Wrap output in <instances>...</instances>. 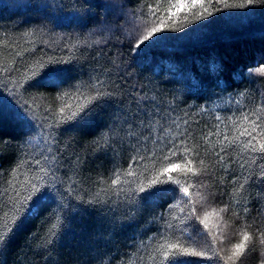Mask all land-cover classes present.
I'll return each mask as SVG.
<instances>
[{
	"label": "trees",
	"instance_id": "trees-1",
	"mask_svg": "<svg viewBox=\"0 0 264 264\" xmlns=\"http://www.w3.org/2000/svg\"><path fill=\"white\" fill-rule=\"evenodd\" d=\"M157 2L163 8L169 0H0V188L8 186L20 164H24L21 179L37 174L34 158L42 153L57 156L60 181L53 188L44 178L41 192L48 194L36 201L31 212L21 213L23 223L9 233L6 244H0V264H158L150 259L155 245L186 226L172 219L184 213L169 205L178 204V197H188L177 185L168 184L157 187H176L177 197L144 201L129 192L118 194L111 179L115 168H128L137 145L154 148L150 140L156 136L166 142L169 135L164 128L177 137V144L191 131L188 143L200 145L195 167H202L199 159L208 167L199 176H189L200 181L189 191L203 196L192 197L197 215L227 206L223 219L212 216L208 221L218 237L216 247L224 248L222 256L229 255L246 229L255 250L242 257L243 264H259L258 230L264 231V180L258 178L264 171L262 154L228 149L227 163H217L218 157L211 153L219 151V145L210 148L202 137L215 133L219 125L221 135L210 137L216 144L225 131L232 134L225 127L230 125L229 116L247 112L251 120L256 109H264V75L257 71L264 67V5L213 9L204 19L185 20L188 14L180 12L179 20L167 21L177 30L166 27L156 33L140 47L145 49L157 37L160 42L137 55L140 49L135 44L152 26L149 6ZM50 58L69 61L60 65L71 68L58 77L65 81L60 89L51 83L57 77L38 78L39 82L30 81L34 86L21 87ZM96 77L118 97L96 108L86 122L57 125L59 91ZM24 101L40 105L29 111L30 121L18 115ZM133 116L139 119L133 121ZM139 134L149 135V141H137ZM172 175L185 178L175 170ZM6 199L0 198V233L12 227ZM195 224L203 228L199 221ZM219 237L224 238L222 245ZM181 259L217 264L201 257ZM218 264L225 261L219 259Z\"/></svg>",
	"mask_w": 264,
	"mask_h": 264
},
{
	"label": "snow or ice",
	"instance_id": "snow-or-ice-1",
	"mask_svg": "<svg viewBox=\"0 0 264 264\" xmlns=\"http://www.w3.org/2000/svg\"><path fill=\"white\" fill-rule=\"evenodd\" d=\"M255 5H264V0H241L239 3H229L228 0H215V3L212 0H207V2L205 0H169L168 4L163 8L157 2L155 5L149 6L148 15L153 17L151 20L152 26L144 29L142 38L135 44V48L140 49L137 55H143L147 47L160 42V37H157L156 40L151 41V44L145 45V49L140 47L145 44V41H150L156 33L165 30L166 27H168V30L176 31L175 27L168 26L167 21L173 17L179 20L178 14L180 12L188 14L184 17L185 20L189 16L204 19L213 14V9L219 11L221 8H249ZM158 12H166L167 15H157ZM175 22L173 20V24ZM145 23H148V21H145ZM68 63L69 61L62 58H50L47 62L40 63L39 66L42 71H33V75L27 78L25 84H22L21 87H25V85L34 86L30 84V81L37 80L39 82L38 78L60 77L62 73L71 70V68L60 67V65ZM257 71L264 75V67L259 68ZM51 83L54 88L59 90L65 81L58 78L52 80ZM83 89H87V92ZM25 90L27 91L28 89L26 88ZM42 97L43 94L40 95V98ZM117 97L118 93L114 92L112 87L99 77L93 78L91 81L70 84L68 89L59 91L56 97L60 101L59 112L56 113L58 117L56 123L59 125L71 121H75L76 124L86 122L96 108L109 104ZM35 99L36 97L33 98V101ZM120 102L122 103L123 101L121 100ZM39 107L40 105L38 104L29 105L27 101H24L23 112L18 113V115L22 120L30 121L29 111H35ZM45 110L47 111V109ZM143 115L147 116V113H143ZM252 115L255 118L251 120L247 112H243L240 117L229 116L230 125L225 127H230L232 134L229 135L225 131L223 139L216 141V144H213L210 137L212 135H221L219 125L215 126L217 129L215 133L210 132L207 136L202 137L204 144L209 145L210 148L219 145V151L211 153L213 156L218 157L217 163H227L225 156L229 155L228 149H232L233 152L239 151L240 153L259 152L262 154L260 167L264 169V119H262L264 109L258 108ZM132 119L135 121L139 117L133 116ZM216 119L220 120L221 117L217 116ZM141 125H145V121H141ZM129 126L132 127L133 125L130 124ZM164 132L169 135L166 142L161 137L156 136L150 140V143L155 145L154 148H149L147 143L143 145L142 149L137 145V155L131 158L128 168L124 170L115 168L111 179V187L118 194L129 192L133 194L132 198L144 201L155 200L168 195L177 197L178 189L183 192L184 197H188L187 200H184L183 197H178L180 201L178 204L169 205L170 208H178L180 213H184L182 216L172 215V219L178 220L180 224L186 226L178 228V235L165 236L159 241L155 245L154 255L150 259L157 261L158 264H196L195 261L181 259V257H201L207 260H215L217 264L219 259H223L225 264H243L242 257L255 250L250 247L252 235L246 229H242L240 233L241 240L231 245L228 250L229 255L222 256L224 248L216 247L218 237L209 229V218L215 216L223 219L221 214L228 211L227 206L219 210L213 209L211 212H205L202 216L197 215L196 208L192 206L193 195L201 199H203V196L199 191L190 193L189 189L192 188L193 184H200V181H194L189 176H199L208 167L204 159H199L198 161L202 167H195L197 161L194 157L199 156L197 148L200 145H190L188 143V139L193 137L191 131H188L187 138L181 139L179 144L175 143L177 137L170 135V129L164 128ZM128 135L133 136L136 134L129 132ZM244 137H250V139H242ZM140 139L149 141V135H137V141ZM42 142L48 143L47 140H42ZM161 144H164L163 149L160 147ZM47 151L52 152V148L49 147ZM205 151L207 152L208 150L206 149ZM233 162H238V158L234 159ZM252 162L255 163V159ZM34 164L37 166V174L21 179V176H24V173L21 172L24 164H20L12 173L13 179L8 180V186L0 188V198L3 196L7 197L6 200H3V203L5 206L11 205L10 211L12 213V227H8L6 232L0 233V244H6L7 240L10 239L9 233H12L16 227H19V224L23 223L21 213L31 212L36 201L48 194L47 192H41V185L45 182L44 178L47 177L52 182L51 187L53 188L60 182L56 176V172L59 170V161L55 154L49 157L42 153L41 156L34 158ZM54 164L55 168H53ZM240 167L243 168L244 164L241 163ZM174 170L183 174L185 178L181 179L179 175L174 177L172 175ZM17 173H20V175H17ZM258 178L264 180V171L259 174ZM247 179L246 177L245 180L247 181ZM129 184L134 185V187L126 188L125 186ZM168 184L177 185L178 189L176 187H157L158 185ZM241 188H243V184ZM139 193L146 194L138 196ZM248 211L249 209L246 207L244 209L245 214ZM4 216L8 217L9 213H4ZM189 221H192V223H189ZM195 221H199V225H203V228L198 227ZM168 227L172 228L174 226L168 224ZM55 235L54 233V238ZM209 236L211 237L210 241L208 239ZM223 239V237H219L221 245L223 244ZM258 239L261 245L259 264H264V231L258 230Z\"/></svg>",
	"mask_w": 264,
	"mask_h": 264
}]
</instances>
